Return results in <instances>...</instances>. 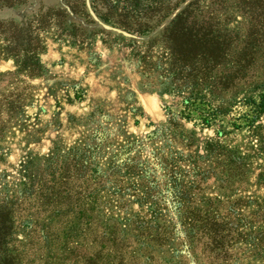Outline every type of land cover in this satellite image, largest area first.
<instances>
[{
    "label": "rangeland",
    "instance_id": "374dc122",
    "mask_svg": "<svg viewBox=\"0 0 264 264\" xmlns=\"http://www.w3.org/2000/svg\"><path fill=\"white\" fill-rule=\"evenodd\" d=\"M102 3L0 0L38 53L23 70L0 29V264H264L259 92L172 67ZM202 9L264 43V0Z\"/></svg>",
    "mask_w": 264,
    "mask_h": 264
},
{
    "label": "trees",
    "instance_id": "16d2710c",
    "mask_svg": "<svg viewBox=\"0 0 264 264\" xmlns=\"http://www.w3.org/2000/svg\"><path fill=\"white\" fill-rule=\"evenodd\" d=\"M93 1V0H92ZM103 0L106 11L116 28L114 31L135 43L138 41L161 42L172 60V67L191 70L195 76L216 72L221 60L222 70L228 81L237 79L243 92L255 90L259 95L258 113L264 111V43L245 39L239 44L222 35L212 25L204 27L203 9L210 3L220 8L226 0ZM208 3V4H206ZM7 28L12 44L10 53L20 68H31L38 62L29 38H22L21 27L15 22H0V29ZM232 31V30H231ZM13 39H18L14 42ZM12 40V41H11ZM235 43V44H233ZM230 46V47H229ZM238 48V57L228 54ZM230 48V49H229ZM261 50L263 52H261ZM231 65L232 68L229 69Z\"/></svg>",
    "mask_w": 264,
    "mask_h": 264
}]
</instances>
